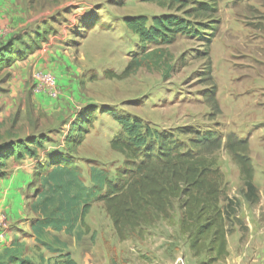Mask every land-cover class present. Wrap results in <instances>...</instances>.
<instances>
[{
    "label": "rangeland",
    "instance_id": "obj_1",
    "mask_svg": "<svg viewBox=\"0 0 264 264\" xmlns=\"http://www.w3.org/2000/svg\"><path fill=\"white\" fill-rule=\"evenodd\" d=\"M187 2L181 8L143 0H16L22 25L15 32L8 26L9 11L0 16V47L17 38L30 42L37 32L42 35L35 52L0 71V142L44 134L45 154L64 153L71 122L79 114H93L71 155L83 186L74 184L71 193L81 194L80 202L62 228L48 227L36 239L29 225L43 215L30 206L51 196L49 212L60 197L40 180L44 171L38 163L29 157L9 159L8 169L19 165V173L30 179L22 190L28 211L22 212L20 204L22 213L15 217L0 209L6 219L5 227L0 222V264H9L11 255L30 264H67L66 254L76 264L207 261L205 253L192 254L188 237L179 231L178 203L171 222L159 218L118 239L97 199L106 187L93 180L101 175L117 182V170L124 169V156L110 145L121 131L115 115L173 133L185 146L199 135L221 138L222 146L212 156L223 173L224 195L240 203L237 216L245 228L234 225L227 236L228 255L214 264H264V0ZM201 4L214 9L192 15L191 9ZM170 14L189 21L196 35L178 34L161 45L166 65L110 77L122 73L143 46L125 19L144 16L150 25L154 17ZM41 72L55 76V98L33 91L35 74ZM228 136L248 143L256 203L244 197L240 168L225 148ZM39 157L46 160L42 152ZM84 203L89 209L82 225L76 217Z\"/></svg>",
    "mask_w": 264,
    "mask_h": 264
},
{
    "label": "trees",
    "instance_id": "obj_2",
    "mask_svg": "<svg viewBox=\"0 0 264 264\" xmlns=\"http://www.w3.org/2000/svg\"><path fill=\"white\" fill-rule=\"evenodd\" d=\"M143 1L169 7L178 5L181 8L188 3L187 0ZM213 9L212 6L201 4L194 6L191 11L192 15H207ZM125 20L127 27L139 36L143 46L122 73H110V77H127L148 65H166L165 50L161 45L172 42L178 34L196 35L189 21L173 14L154 17L150 25H147V18L144 16ZM41 36L37 32L34 40L30 42L17 38L1 46L0 71L35 52L40 47ZM150 44L155 46L146 52V47ZM115 118L121 131L114 136L110 145L124 156V169L117 170V182H111L101 175L93 176V180L99 187H106L97 199L103 202L118 239L125 240L131 231L141 229L143 225L159 218L171 222L174 204L178 203V229L188 237L192 254H207V261L201 264H214L226 257L227 236L233 232L235 224L245 227L237 216L240 203L236 198L224 195L223 173L212 156L222 146L221 138L199 135L191 141V146H185L175 139L173 133L161 132L138 119L118 115ZM92 120L91 112L79 114L71 122L65 138L67 152L45 154L46 160L36 164L40 171H44L40 174V180L49 187L53 195L58 194L60 197L56 208L49 212L50 202L54 200L51 196L30 206L32 212L37 211L43 215L30 225L36 239H40L48 227L60 229L69 224L75 215L81 194H73L71 189L74 184L82 188L83 186L78 180V172L71 155L83 141L87 126ZM45 141L44 134L1 141L0 179L9 174V159L18 161L26 157L40 158V153L45 150ZM225 148L240 168L246 201L256 203L259 198L253 182L254 169L247 154L248 143L246 140L228 136ZM88 209L87 204H82L76 217L82 225L85 224ZM9 247L4 248V251L8 253ZM64 256L67 264H76L69 259L68 254ZM9 264L30 262L25 259L20 261L11 255Z\"/></svg>",
    "mask_w": 264,
    "mask_h": 264
},
{
    "label": "crops",
    "instance_id": "obj_3",
    "mask_svg": "<svg viewBox=\"0 0 264 264\" xmlns=\"http://www.w3.org/2000/svg\"><path fill=\"white\" fill-rule=\"evenodd\" d=\"M5 11H9V14H6V17L9 19L8 26L15 32L17 28L22 25V22H18L17 19L20 15V9L16 5V0H0V16H3ZM44 154L45 151L42 152L43 157L45 156ZM41 159L42 158L32 159V163H39ZM18 167L19 165H15V167L8 169V177L0 179V209L10 212L11 216L15 217L16 215L21 214L24 211V208L26 209L22 190L30 180H27L26 176L23 177L19 173ZM20 204L22 206V212L18 209V205Z\"/></svg>",
    "mask_w": 264,
    "mask_h": 264
},
{
    "label": "built area",
    "instance_id": "obj_4",
    "mask_svg": "<svg viewBox=\"0 0 264 264\" xmlns=\"http://www.w3.org/2000/svg\"><path fill=\"white\" fill-rule=\"evenodd\" d=\"M33 91L39 94H45L49 97L55 98L58 93V85L56 78L51 73H37L34 77V85ZM0 222L5 227L6 219L5 216L0 213ZM2 236V232H0V237ZM180 263L184 264V261L180 259Z\"/></svg>",
    "mask_w": 264,
    "mask_h": 264
}]
</instances>
